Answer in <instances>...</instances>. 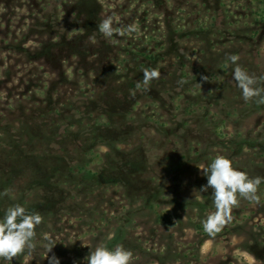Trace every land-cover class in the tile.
Here are the masks:
<instances>
[{
    "label": "rangeland",
    "instance_id": "obj_1",
    "mask_svg": "<svg viewBox=\"0 0 264 264\" xmlns=\"http://www.w3.org/2000/svg\"><path fill=\"white\" fill-rule=\"evenodd\" d=\"M107 17L109 38L97 28ZM228 55L264 88V0H0V136L11 125H122L128 132L115 147L139 171L129 190L107 184L110 150L95 147L86 172L98 177L71 179L72 187L83 182L66 198L71 215L60 213L57 231L45 237L55 246L28 255L31 264L53 255L86 264L83 251L117 239L115 217L127 205L141 245L131 264H264V185L255 202L237 197L232 221L214 236L190 219L201 194L188 189L198 155L243 154L236 169L248 149L264 159V104L244 101ZM145 69L158 75L144 83ZM177 183L147 208V189ZM172 193L180 204L167 203ZM165 214L172 222L156 223Z\"/></svg>",
    "mask_w": 264,
    "mask_h": 264
},
{
    "label": "trees",
    "instance_id": "obj_2",
    "mask_svg": "<svg viewBox=\"0 0 264 264\" xmlns=\"http://www.w3.org/2000/svg\"><path fill=\"white\" fill-rule=\"evenodd\" d=\"M77 121H72V124L67 125L58 123L53 128H45L42 125L34 127H15L11 125L9 129L3 130L4 133L0 136V193L6 192L7 194L0 195V218H2L9 206L20 204L29 212L39 213L42 216V223L35 228V250L31 253L18 254L10 260H2L0 264H31L32 262L30 263L27 259L28 255H34L37 251L41 252V257L47 254L44 251L42 242L47 241L45 239L47 234L57 231V225L62 220V217H58L60 213L63 212L67 216L71 215L68 213V210L64 209L67 196L70 195L76 198L82 188L81 184L83 182L72 187L70 185L71 179L74 176L73 179H75L77 174L84 175L85 180L89 181L98 177L97 174H92L89 171L86 172V168L89 165L88 154L95 147L105 146L110 150L105 155L106 159L108 158L107 164L110 165V177L104 181L107 184L127 187L128 190L131 188L129 184L132 183V179L138 169L133 165L131 160L124 158L125 150L115 147L120 143H124L122 139H124L128 131L125 134L121 128L122 125L116 126L108 123L85 127L81 125V122L77 123ZM59 127H62V132H59ZM250 151L251 149H248L246 152L248 154L246 165L237 166L239 167L238 170L247 173L250 177H264V159L257 153ZM235 153H226L225 157L229 158L234 165L242 161L245 163L241 157L243 154L235 155ZM259 158L262 161L257 162L256 160ZM183 159L181 167H188V156L184 155ZM212 159L198 155L195 159L194 169L199 168L200 171L198 172V176L194 178L191 186L187 184L189 186L188 189H197L201 193L200 196L195 198L194 203V207L198 211L193 212L190 216V219L192 221L196 220L198 225L201 224V221L210 212L215 210L212 204V190L210 188L201 190L202 184L207 183L203 171ZM249 165H253V168L249 169ZM138 166L139 168L143 167V164L140 163ZM183 170L184 168H179V175H185V171ZM261 185H264V181L259 186ZM179 186L178 183L171 184L170 187L159 185V191L156 190V192L144 189L147 194L143 200L147 203V208L152 210L155 205L161 204L159 199L165 195L163 194V190L171 189L173 191L176 188L178 189ZM172 195L176 197L175 202L172 200L167 203L169 205L174 203L180 204L181 200L178 199V195L173 193ZM165 196V199H167L168 196ZM133 209L132 206L127 205L122 212L123 214L115 217L118 218L119 224L117 239L108 241L106 246L111 248L121 245L130 250L132 255H135L141 250V245L135 242L136 239L130 231L135 220L133 217L128 216L129 213L133 212ZM171 219L172 216L165 214L164 218L156 220V223L160 221L171 223ZM197 228L200 229L199 226ZM86 253L88 251L81 253L82 259L85 261L87 257ZM193 254L198 257L199 250L194 248ZM186 263L189 264V262Z\"/></svg>",
    "mask_w": 264,
    "mask_h": 264
},
{
    "label": "clouds",
    "instance_id": "obj_3",
    "mask_svg": "<svg viewBox=\"0 0 264 264\" xmlns=\"http://www.w3.org/2000/svg\"><path fill=\"white\" fill-rule=\"evenodd\" d=\"M112 18L107 17L97 25L98 31L105 37L113 35ZM131 30V28L129 29ZM227 60L233 65L232 78L245 102L255 98L258 104H264V88L257 86V78L249 75L237 63L236 55H228ZM158 75L155 69L144 70V83ZM203 174L206 185L201 190H212L214 211L201 221L203 231L209 236L219 233L222 228L232 221V209L238 204L237 197L255 202L258 200L257 189L264 177H250L247 173L236 169L232 161L225 156L214 157ZM7 193H0L6 195ZM42 223V216L29 212L20 204L9 206L0 218V261L10 260L21 253H31L35 250V228ZM47 253L55 246L51 240L44 243ZM49 264H60L55 255L47 256ZM86 264H131L132 252L121 245L108 247L103 244L91 249L85 258Z\"/></svg>",
    "mask_w": 264,
    "mask_h": 264
}]
</instances>
